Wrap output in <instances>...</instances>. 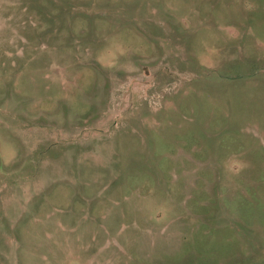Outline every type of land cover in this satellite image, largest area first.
<instances>
[{
	"label": "rangeland",
	"instance_id": "obj_1",
	"mask_svg": "<svg viewBox=\"0 0 264 264\" xmlns=\"http://www.w3.org/2000/svg\"><path fill=\"white\" fill-rule=\"evenodd\" d=\"M0 264H264V0H0Z\"/></svg>",
	"mask_w": 264,
	"mask_h": 264
}]
</instances>
